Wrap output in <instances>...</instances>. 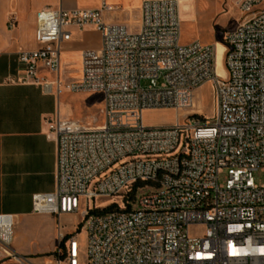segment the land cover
I'll return each mask as SVG.
<instances>
[{
  "label": "built area",
  "instance_id": "2783aa9c",
  "mask_svg": "<svg viewBox=\"0 0 264 264\" xmlns=\"http://www.w3.org/2000/svg\"><path fill=\"white\" fill-rule=\"evenodd\" d=\"M237 6L242 17L223 36L224 77L216 46L181 43L178 0L144 1L137 32L106 24V6L38 14L41 47L19 55L12 82L40 84L41 69L59 76L71 29L92 26L102 38L100 49L82 53L80 79L65 85L103 96L101 125L48 121L57 140V187L35 195L33 211L61 218L87 204L85 246L59 231L56 264H264V184L255 181L264 171V0ZM17 23L12 14L9 29ZM209 82L213 116L188 113ZM53 85L60 88L59 77L45 86ZM168 108L177 110L176 124L145 125L144 111ZM149 188L156 191L137 197ZM102 198H116L104 208L114 211L97 213ZM14 221L0 215V264H34L10 247Z\"/></svg>",
  "mask_w": 264,
  "mask_h": 264
},
{
  "label": "crops",
  "instance_id": "0c3cea01",
  "mask_svg": "<svg viewBox=\"0 0 264 264\" xmlns=\"http://www.w3.org/2000/svg\"><path fill=\"white\" fill-rule=\"evenodd\" d=\"M144 1L0 0V215L14 217L10 244L13 252L34 258L46 256L53 250L52 247L41 249L23 241L15 233V228L30 224L35 217L42 216L49 219L55 234L53 215H39L33 211V197L53 193L57 187V140L55 134L50 132L48 121L58 117L69 120L63 118L62 110V94L67 91L65 85L80 79L82 53L100 49L102 39L101 34L92 26L83 30L71 29L70 40L62 45L59 76L41 69L40 75L45 80L40 84L12 82V79L20 76L19 55L41 47L36 39L38 14L45 8L72 11L98 10L106 6L103 10L106 24L124 25L131 32H137ZM178 1L181 2L180 9L183 6L190 8L186 11L182 9L184 15L181 18L191 24L197 22L193 14L195 5L200 4L202 8L209 5L207 0ZM218 2L221 10L212 19L215 22L225 16L228 24L222 25L221 29L212 25L207 28L198 27L197 36L184 45L195 41L211 46L222 43V34L231 29L227 26H235L241 19L237 0ZM12 14L18 20L15 29L8 27ZM220 30H223L222 33ZM217 69L226 75L218 61V51ZM58 77L60 88L53 85L48 90L45 85L55 84ZM70 216L64 215L61 218ZM2 257L0 250V260Z\"/></svg>",
  "mask_w": 264,
  "mask_h": 264
},
{
  "label": "rangeland",
  "instance_id": "374dc122",
  "mask_svg": "<svg viewBox=\"0 0 264 264\" xmlns=\"http://www.w3.org/2000/svg\"><path fill=\"white\" fill-rule=\"evenodd\" d=\"M219 0H207L209 4L207 7L202 8L200 4L195 5L193 14L196 17V23L191 24L189 21L182 20V36L181 43L184 45L186 42L193 40L197 36L198 27L207 28L209 26H215L216 28L221 29L222 25L226 24L228 19L225 16L220 17L214 22L212 17L218 11L221 10ZM182 9L190 10L188 6ZM181 9V16L184 15ZM240 20V19H239ZM228 24V23H227ZM230 25V24H229ZM227 26V25H226ZM229 28L234 27V24L227 26ZM224 29V28H222ZM226 29V28H225ZM223 30L219 32L222 33ZM224 34V33H223ZM222 34V38H223ZM223 43V44H222ZM222 43H217L216 46L220 49V63L224 67V53H225V44L224 39ZM225 76V75H224ZM62 110L63 118L69 120L78 121L85 125H101L102 123V111L104 107V99L101 94H91V93H70L64 91L62 94ZM215 107L213 104V85L211 82L206 83L197 93L196 104L194 110L188 113H199L205 114L209 118L213 116ZM144 123L149 127H169L178 121V112L175 109H155V110H146L143 114ZM225 176L222 177V183L224 182ZM256 184L261 186L264 184V171L259 170L255 173ZM156 191L154 188H149L138 194L137 197H141L143 193ZM116 198H102L96 201V206L99 210H103L109 204H111ZM118 202L120 198H117ZM87 208V204L84 201L81 211L78 214H74L68 218H61L52 216L56 224V231L51 227V223L47 217L37 216L30 224H23L21 227L15 228V233L19 234V237L23 241L32 243V246H37L41 249H46L52 247L53 250L46 256H36L32 258L34 264H56L57 257L55 252L58 250L59 240L58 235L59 231L62 232L64 236L75 235L78 239V242L85 246L86 244V234H85V225H84V212ZM80 229L78 232L77 230ZM78 232V233H77ZM199 233V230H192V234ZM55 235V236H54ZM69 241V240H68ZM67 241V242H68Z\"/></svg>",
  "mask_w": 264,
  "mask_h": 264
},
{
  "label": "trees",
  "instance_id": "16d2710c",
  "mask_svg": "<svg viewBox=\"0 0 264 264\" xmlns=\"http://www.w3.org/2000/svg\"><path fill=\"white\" fill-rule=\"evenodd\" d=\"M139 185L140 184H135L131 188V190L128 192L127 197L125 198V200H126V208L127 209H131V207L133 206V203H134L135 198H136L135 192H136L137 188L139 187ZM113 209H114V207H109V208H106L104 210H98L97 213H103L104 214V213H108V212L114 211Z\"/></svg>",
  "mask_w": 264,
  "mask_h": 264
},
{
  "label": "bare ground",
  "instance_id": "6f19581e",
  "mask_svg": "<svg viewBox=\"0 0 264 264\" xmlns=\"http://www.w3.org/2000/svg\"><path fill=\"white\" fill-rule=\"evenodd\" d=\"M181 3V2H180ZM185 6H183V8H184ZM216 46V45H215ZM217 51H218V61L220 62V49H219V47H217L216 46V63H217ZM225 53H226V47H225ZM225 53H224V58H225ZM225 67V66H224ZM225 71H226V69H225ZM217 73H218V75H220V76H222V77H224V75L222 74V73H220L219 71H218V69H217ZM6 226V229H5V233H7V234H10V224H7V225H5Z\"/></svg>",
  "mask_w": 264,
  "mask_h": 264
}]
</instances>
